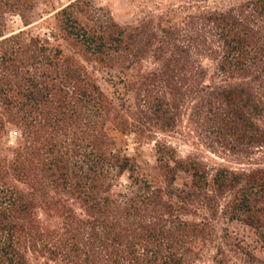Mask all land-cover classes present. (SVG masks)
Here are the masks:
<instances>
[{
  "label": "trees",
  "instance_id": "1",
  "mask_svg": "<svg viewBox=\"0 0 264 264\" xmlns=\"http://www.w3.org/2000/svg\"><path fill=\"white\" fill-rule=\"evenodd\" d=\"M37 1L0 0V264H264V0H150L134 26L70 0L52 43L27 32Z\"/></svg>",
  "mask_w": 264,
  "mask_h": 264
},
{
  "label": "rangeland",
  "instance_id": "2",
  "mask_svg": "<svg viewBox=\"0 0 264 264\" xmlns=\"http://www.w3.org/2000/svg\"><path fill=\"white\" fill-rule=\"evenodd\" d=\"M70 0H38L34 11V22L27 32L30 35L38 36L49 43H52L50 32L48 31V23L51 15L61 7L65 6ZM96 8L103 9L111 14L115 22L120 26H134L145 20L152 10L150 0H90ZM160 1V0H155ZM8 29L10 32L20 30L21 24L17 18H9ZM96 77L102 90L110 94L113 91V82L117 79V74L103 72L101 70L95 71ZM15 141V135L10 133L7 138L2 141V145L8 142V145ZM170 146L175 150L176 155L180 159L188 157L199 158L208 163L221 164L219 154L213 155L200 142L191 139L174 138L166 140ZM124 152L127 157L135 160L141 168H147L154 164L152 146L141 145L136 143L133 139L128 138L125 141ZM219 153V152H217ZM219 157V158H217ZM226 165V164H225ZM125 178L121 179L115 184L114 191L121 192L125 189ZM225 229L240 238H243L248 244L254 245L253 235L242 225L231 224L226 225ZM197 264H210L208 256L199 259Z\"/></svg>",
  "mask_w": 264,
  "mask_h": 264
}]
</instances>
